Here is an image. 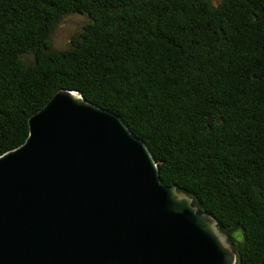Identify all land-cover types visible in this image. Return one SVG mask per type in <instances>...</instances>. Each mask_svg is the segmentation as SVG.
Returning <instances> with one entry per match:
<instances>
[{
  "label": "trees",
  "instance_id": "1",
  "mask_svg": "<svg viewBox=\"0 0 264 264\" xmlns=\"http://www.w3.org/2000/svg\"><path fill=\"white\" fill-rule=\"evenodd\" d=\"M72 13L89 21L52 48ZM59 89L119 115L236 264H264V0H0V155Z\"/></svg>",
  "mask_w": 264,
  "mask_h": 264
},
{
  "label": "water",
  "instance_id": "2",
  "mask_svg": "<svg viewBox=\"0 0 264 264\" xmlns=\"http://www.w3.org/2000/svg\"><path fill=\"white\" fill-rule=\"evenodd\" d=\"M116 113L59 89L0 155V264H236Z\"/></svg>",
  "mask_w": 264,
  "mask_h": 264
},
{
  "label": "rangeland",
  "instance_id": "3",
  "mask_svg": "<svg viewBox=\"0 0 264 264\" xmlns=\"http://www.w3.org/2000/svg\"><path fill=\"white\" fill-rule=\"evenodd\" d=\"M219 0H211L212 3H217ZM89 19L81 14H68L60 18L52 27V31L49 37V41L52 48L55 49H67L71 38L80 33L84 25ZM233 240L239 239L237 232L232 233ZM227 243L230 244L227 238Z\"/></svg>",
  "mask_w": 264,
  "mask_h": 264
}]
</instances>
